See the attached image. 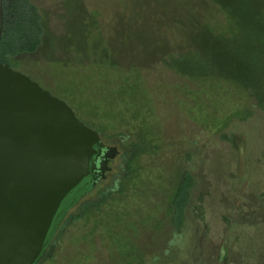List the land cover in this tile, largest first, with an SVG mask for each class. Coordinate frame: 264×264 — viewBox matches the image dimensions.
Listing matches in <instances>:
<instances>
[{
  "label": "rangeland",
  "instance_id": "rangeland-1",
  "mask_svg": "<svg viewBox=\"0 0 264 264\" xmlns=\"http://www.w3.org/2000/svg\"><path fill=\"white\" fill-rule=\"evenodd\" d=\"M30 1L43 44L13 69L118 151L38 264H264V0Z\"/></svg>",
  "mask_w": 264,
  "mask_h": 264
},
{
  "label": "water",
  "instance_id": "water-1",
  "mask_svg": "<svg viewBox=\"0 0 264 264\" xmlns=\"http://www.w3.org/2000/svg\"><path fill=\"white\" fill-rule=\"evenodd\" d=\"M118 151L61 99L0 63V264H37L66 198Z\"/></svg>",
  "mask_w": 264,
  "mask_h": 264
},
{
  "label": "trees",
  "instance_id": "trees-1",
  "mask_svg": "<svg viewBox=\"0 0 264 264\" xmlns=\"http://www.w3.org/2000/svg\"><path fill=\"white\" fill-rule=\"evenodd\" d=\"M43 26H42V16L38 11L37 7L30 0H0V63L7 64L12 68H16L19 64L18 56L22 54H30L35 52L43 44ZM129 78V76H128ZM143 77H139V82H143ZM143 84V83H142ZM151 105V104H150ZM202 111V110H201ZM155 115V114H154ZM100 123L98 124V126ZM102 127V125H100ZM99 126V127H100ZM126 135L132 136L134 139L131 141L130 146L133 148L132 155L127 159H124L123 162V179L128 178V175L134 171L135 159L138 158L141 154L145 153L146 143L143 141L144 138L141 137V134H135L126 131ZM120 135L123 136V133ZM139 138V139H138ZM155 141L149 142L151 148L153 149V144ZM109 172V171H108ZM107 172V173H108ZM186 185L184 186L185 198L182 204V218L186 216V206L188 204L189 193L192 189V179L189 176L188 172H184ZM107 175V174H106ZM103 180L97 181L95 185ZM120 183V181H118ZM83 183V182H82ZM94 185V187H95ZM121 186V185H120ZM90 184L84 185L80 184L63 202L59 216L55 220L50 234L47 237V244L45 251L49 248L56 249L60 240L62 241L64 236V226L63 223L72 224V222L79 220L81 218H86L92 214L93 210L99 211L103 207L104 203L108 201L113 191L107 190L108 194L104 198H101L104 194L101 190L97 192L99 196L98 202H88L85 203L84 208L80 207V212L70 214L67 218V212L71 204L75 203L80 197L89 193L94 189ZM116 192H120L117 190ZM60 208V209H61ZM60 211V210H59ZM67 219V220H66ZM62 223L60 229L58 226L59 223ZM65 221V222H64ZM184 222V220H183ZM183 222L181 225H176L174 227L176 233H180L183 229ZM185 225V223H184ZM59 231L57 232V230ZM44 256V254H43ZM41 259L37 262L40 263Z\"/></svg>",
  "mask_w": 264,
  "mask_h": 264
},
{
  "label": "flooded vegetation",
  "instance_id": "flooded-vegetation-1",
  "mask_svg": "<svg viewBox=\"0 0 264 264\" xmlns=\"http://www.w3.org/2000/svg\"><path fill=\"white\" fill-rule=\"evenodd\" d=\"M109 163H110V161H109ZM108 163V164H109ZM88 180H89V178L88 179H86L83 183H81V184H84V185H87V184H89L90 182H88ZM97 181H99V180H97ZM97 181H96V183H97ZM95 183V184H96ZM61 210H63L62 208L60 209V211L57 213V216H56V218H55V220L57 219V217L59 216V214H60V212H61ZM55 220H54V222H55ZM54 222H53V224H54ZM49 234H50V232H49Z\"/></svg>",
  "mask_w": 264,
  "mask_h": 264
}]
</instances>
